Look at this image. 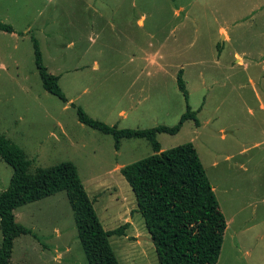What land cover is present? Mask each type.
<instances>
[{"label": "rangeland", "instance_id": "1", "mask_svg": "<svg viewBox=\"0 0 264 264\" xmlns=\"http://www.w3.org/2000/svg\"><path fill=\"white\" fill-rule=\"evenodd\" d=\"M0 133L30 160V172L73 162L105 230L129 223L110 242L120 264H160L120 172L154 153L78 120L119 128L174 126L162 150L192 142L227 220L217 264H264V0H0ZM44 65L68 102L47 92ZM188 99L177 85L178 72ZM13 168L0 159V193ZM37 236L15 239L14 264H88L65 191L15 210ZM0 229V245L2 243Z\"/></svg>", "mask_w": 264, "mask_h": 264}, {"label": "trees", "instance_id": "2", "mask_svg": "<svg viewBox=\"0 0 264 264\" xmlns=\"http://www.w3.org/2000/svg\"><path fill=\"white\" fill-rule=\"evenodd\" d=\"M0 31L14 28L0 22ZM36 67L44 89L67 103L60 87V76L44 65L36 38H32ZM183 71L177 75V85L188 99ZM76 108L78 120L88 127L115 140L120 149L123 139H146L154 153L123 166L121 174L131 186L138 204L137 211L155 246L160 264H217L224 242L227 220L221 211L214 188L209 180L196 147L188 142L162 150L158 135L177 134L187 120L200 125L197 112L187 104L186 112L174 126L158 125L148 129L119 128L90 117L82 107ZM0 159L13 168L8 188L0 193V264H14L12 254L15 239L36 234L17 222L15 210L23 205L65 191L74 213L78 237L88 264H120L110 237L125 235L129 223L105 230L79 175L71 161L61 162L31 173L30 160L14 142L0 133Z\"/></svg>", "mask_w": 264, "mask_h": 264}]
</instances>
